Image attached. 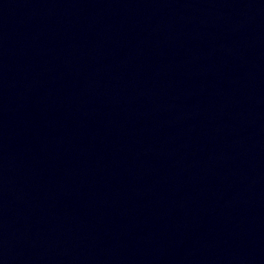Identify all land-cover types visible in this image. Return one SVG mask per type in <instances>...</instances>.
<instances>
[{"label": "water", "instance_id": "95a60500", "mask_svg": "<svg viewBox=\"0 0 264 264\" xmlns=\"http://www.w3.org/2000/svg\"><path fill=\"white\" fill-rule=\"evenodd\" d=\"M0 264H264V185L145 226L0 245Z\"/></svg>", "mask_w": 264, "mask_h": 264}]
</instances>
